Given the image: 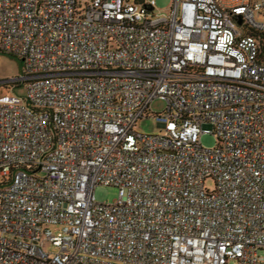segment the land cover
<instances>
[{"label":"built area","instance_id":"1","mask_svg":"<svg viewBox=\"0 0 264 264\" xmlns=\"http://www.w3.org/2000/svg\"><path fill=\"white\" fill-rule=\"evenodd\" d=\"M261 16L264 0H0V50L23 62L0 81L23 90L0 95V264H264ZM157 99L160 131L138 132Z\"/></svg>","mask_w":264,"mask_h":264},{"label":"rangeland","instance_id":"2","mask_svg":"<svg viewBox=\"0 0 264 264\" xmlns=\"http://www.w3.org/2000/svg\"><path fill=\"white\" fill-rule=\"evenodd\" d=\"M174 0H155L156 12L158 14L169 13ZM259 21L264 22V16L259 17ZM23 62L20 58L0 50V81H11L20 76L22 72ZM12 86V87H11ZM18 85H2L0 84V95L10 92L22 94L23 90L16 89ZM166 103L162 100H155L151 104V117L140 121L137 124V131L141 133H157L160 131L155 114L161 113L165 110ZM201 143L206 148H214L217 145V138L210 134L205 133L201 136ZM208 186L213 187V182L209 181ZM119 196V190L113 186H98L95 189V198L98 202L106 203L113 202ZM264 254V252H261ZM236 264V263H231Z\"/></svg>","mask_w":264,"mask_h":264},{"label":"trees","instance_id":"3","mask_svg":"<svg viewBox=\"0 0 264 264\" xmlns=\"http://www.w3.org/2000/svg\"><path fill=\"white\" fill-rule=\"evenodd\" d=\"M252 33L256 36V38H257L258 41L260 42V44H261V48H262V53L264 54V31L253 30ZM20 87H21V86L18 85V86H16V89L19 90Z\"/></svg>","mask_w":264,"mask_h":264}]
</instances>
